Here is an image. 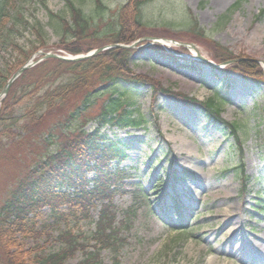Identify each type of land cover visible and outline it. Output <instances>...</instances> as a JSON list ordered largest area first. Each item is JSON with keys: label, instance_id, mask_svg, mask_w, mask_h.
<instances>
[{"label": "rangeland", "instance_id": "obj_1", "mask_svg": "<svg viewBox=\"0 0 264 264\" xmlns=\"http://www.w3.org/2000/svg\"><path fill=\"white\" fill-rule=\"evenodd\" d=\"M72 1L82 2L86 7L90 4V0ZM103 1L110 17L129 4V0ZM238 2L233 10L232 6ZM7 7L0 26V39L7 37L0 44V70L5 73L10 70L7 79L31 58L36 60L40 55L37 52L70 55L58 49L59 35L49 26V11L68 18L65 0H9ZM141 15L146 28H138L131 22L129 28L138 32L137 36L128 42H118L137 48L124 76L152 79L155 86L160 83L199 101L214 99L220 117L237 125L242 144L238 147L227 129L206 122L199 110L154 93L149 86L118 81L117 88L126 89L127 95L132 96V107L138 110L141 125L124 129L106 126L101 132L127 153L120 164L131 174L127 183L143 185L150 194V202L161 204L162 209L153 207V213L159 212L160 218L146 217V207L133 202L132 188L127 185V192L116 194L112 200L114 225L123 217L131 219L126 222L132 226L123 227L119 234L125 238L121 249L115 256L108 248L88 250L98 254L96 264H209L213 256L216 264H253L255 258L247 260L241 256L252 254L250 248L264 247L251 235L264 233V209L254 207L257 197L264 196V0H149L142 5ZM191 20L211 39L201 40L189 29L185 31ZM34 22L43 27V43L39 42L36 28H32ZM157 38L194 44L207 59H216L214 52L251 59L261 71V81L212 69L204 63L184 60L187 64L183 66L165 52L183 56L190 55V50L182 45H161L163 49L158 50L152 42ZM90 39L78 44L84 50L81 54L89 52L85 49L90 45L85 44H96ZM108 47L103 45L100 52ZM105 98L106 95H101L84 113L83 120L88 119L85 130L95 128L94 116ZM6 141L1 139L2 144ZM20 150L19 157L24 155L23 149ZM225 151L231 155V161H225ZM238 156L243 160L247 178L244 190L232 169ZM17 167L14 160L0 162V190L1 184L6 187L8 177ZM171 169L179 176L184 170L190 171L192 178L169 179L167 193L160 197L152 188ZM175 197L179 201L177 210L171 208ZM92 217L96 219L95 211ZM86 227L81 224L80 229L87 232ZM93 229L94 223L88 230ZM51 234L56 236V232ZM249 237L252 240H246ZM55 242L48 247L49 241L47 251L57 250L59 244ZM226 245L229 253L222 249ZM81 259L82 255L76 252L70 263Z\"/></svg>", "mask_w": 264, "mask_h": 264}, {"label": "trees", "instance_id": "obj_2", "mask_svg": "<svg viewBox=\"0 0 264 264\" xmlns=\"http://www.w3.org/2000/svg\"><path fill=\"white\" fill-rule=\"evenodd\" d=\"M147 1L129 0L126 8L123 5L110 17L103 0H90L87 7L82 2L65 0L68 18L49 11V26L59 35L58 49L67 53L83 52L78 44L87 38L96 41V44H85L90 45L87 51L105 44L128 42L138 33L129 28L132 23L146 28L141 8ZM8 4L9 0H0V26L7 15ZM238 5L239 2L233 9ZM189 24L185 31L189 29L201 40L207 38L204 30L198 29L192 20ZM32 28H36L39 42L43 43V27L34 22ZM6 40V36L1 37L0 44ZM135 50L113 47L78 62L44 59L26 69L0 101V162L14 160L18 165L16 172L8 177L6 187L5 183L1 184L0 264H73L70 259L76 252L82 259L75 264H96L98 254L89 251L90 247L108 248L115 256L125 240L119 235L122 228L129 229L132 225L126 222L131 219L124 217L114 225L116 213L111 200L115 194L125 193L127 185L132 188L133 202L146 206V217L148 214L157 217L147 189L139 183H127L131 174L120 165L126 154L101 133L105 125L120 128L138 124L131 119L132 111L128 108L134 104L132 96L127 95L126 89L117 88L118 81L149 85L154 93L173 95L160 83L155 86L152 83L155 80L148 81L139 75L124 76ZM214 56L219 62L232 58L227 52H214ZM232 68L244 77L261 79V71L251 59L243 58ZM9 72L0 70V89ZM99 86L103 89L94 92ZM101 95L106 98L94 116L96 127L87 131L84 125L88 119L83 120V115ZM178 96L188 101L185 102L188 105L200 107L207 122L221 124L239 146L237 125L224 122L219 110L210 102L198 103ZM2 138L8 141L2 144ZM20 149L24 155L19 157ZM228 154L224 152L225 156ZM89 172L94 173L91 181L87 178ZM235 174L244 190L247 178L241 158ZM184 175L191 177L188 172ZM173 177L178 176L173 174ZM165 187V178H159L152 190L163 197ZM260 202L264 203V198H260L255 207L263 210ZM97 206L95 220L92 212ZM92 223L94 229L89 231ZM81 224L87 226V232L80 229ZM52 232H56V236H52ZM54 241L59 244L57 250L47 251Z\"/></svg>", "mask_w": 264, "mask_h": 264}, {"label": "water", "instance_id": "obj_3", "mask_svg": "<svg viewBox=\"0 0 264 264\" xmlns=\"http://www.w3.org/2000/svg\"><path fill=\"white\" fill-rule=\"evenodd\" d=\"M115 46H120L123 48L129 47V46H124V45H115ZM192 47H194L193 45H191ZM103 48H99L97 50L92 51L89 54L83 55V56H77V57H66V56H61L55 53H45V54H41L40 52H37L36 54H41V58L43 59L45 57H52V58H57L59 60H63V61H71V60H79V59H83L86 57H89L95 53H97L98 51L102 50ZM199 60L210 63L212 65H214L213 63L209 62L208 60H206L205 58H203L202 56L198 55ZM40 59L37 60H33V58H31L29 61H27L23 66H21L19 69L16 70V72H14L11 77L8 79L7 83L3 86L2 90L0 91V97H2L8 90V87L11 85V83L27 68L31 67L32 65H34L35 63H37ZM228 63V62H226Z\"/></svg>", "mask_w": 264, "mask_h": 264}, {"label": "bare ground", "instance_id": "obj_4", "mask_svg": "<svg viewBox=\"0 0 264 264\" xmlns=\"http://www.w3.org/2000/svg\"><path fill=\"white\" fill-rule=\"evenodd\" d=\"M238 232V231H237ZM253 237L256 236V239H258L260 242H262V244H264V233L261 234V235H255V234H251ZM222 249L229 253V246H222ZM248 249V247H247ZM253 249V248H252ZM249 250V249H248ZM253 251V250H252ZM241 258L243 259H247V260H250V259H254V263L253 264H263L264 262V247L261 249V248H258L256 249V251H254L252 254L250 255H247V256H241ZM209 264H216V256H213L211 258V260L209 261Z\"/></svg>", "mask_w": 264, "mask_h": 264}]
</instances>
